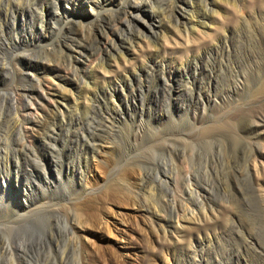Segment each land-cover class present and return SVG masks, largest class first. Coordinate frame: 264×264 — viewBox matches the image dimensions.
<instances>
[{"label": "rangeland", "instance_id": "obj_1", "mask_svg": "<svg viewBox=\"0 0 264 264\" xmlns=\"http://www.w3.org/2000/svg\"><path fill=\"white\" fill-rule=\"evenodd\" d=\"M63 257L264 264V0H0V264Z\"/></svg>", "mask_w": 264, "mask_h": 264}, {"label": "bare ground", "instance_id": "obj_2", "mask_svg": "<svg viewBox=\"0 0 264 264\" xmlns=\"http://www.w3.org/2000/svg\"><path fill=\"white\" fill-rule=\"evenodd\" d=\"M13 1H15L16 2V6H17V8L19 9L20 8V6H21V4H22V1L23 0H13ZM24 3V2H23ZM28 4V3H27ZM139 4V3H138ZM132 5V4H131ZM15 7V6H14ZM6 11V10H5ZM26 120V119H25ZM195 197V196H194ZM73 249H76V250H81L82 249V245L81 244H79V243H74L73 244ZM62 262H63V264H66V258L65 257H63L62 258ZM76 262H77V264H85L84 262H83V260H81V257H77V260H76Z\"/></svg>", "mask_w": 264, "mask_h": 264}]
</instances>
